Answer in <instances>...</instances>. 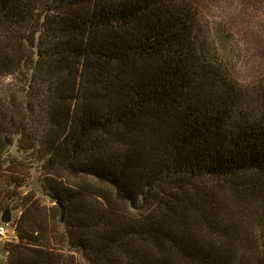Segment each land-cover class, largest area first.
<instances>
[{
	"label": "trees",
	"instance_id": "1",
	"mask_svg": "<svg viewBox=\"0 0 264 264\" xmlns=\"http://www.w3.org/2000/svg\"><path fill=\"white\" fill-rule=\"evenodd\" d=\"M241 58L189 0H0L5 263L264 264V77Z\"/></svg>",
	"mask_w": 264,
	"mask_h": 264
},
{
	"label": "rangeland",
	"instance_id": "2",
	"mask_svg": "<svg viewBox=\"0 0 264 264\" xmlns=\"http://www.w3.org/2000/svg\"><path fill=\"white\" fill-rule=\"evenodd\" d=\"M198 9L200 21L210 25L221 21L232 31L242 49L236 80L243 85L264 77V0H189ZM233 6L232 10H229ZM18 212L12 214L17 218ZM13 219L5 227L6 236L0 237V264H6L5 242L15 238ZM1 223V222H0Z\"/></svg>",
	"mask_w": 264,
	"mask_h": 264
},
{
	"label": "built area",
	"instance_id": "3",
	"mask_svg": "<svg viewBox=\"0 0 264 264\" xmlns=\"http://www.w3.org/2000/svg\"><path fill=\"white\" fill-rule=\"evenodd\" d=\"M10 223H0V237H5L6 236V229L5 227H7Z\"/></svg>",
	"mask_w": 264,
	"mask_h": 264
},
{
	"label": "water",
	"instance_id": "4",
	"mask_svg": "<svg viewBox=\"0 0 264 264\" xmlns=\"http://www.w3.org/2000/svg\"><path fill=\"white\" fill-rule=\"evenodd\" d=\"M1 223H10V218L9 217H3L0 220Z\"/></svg>",
	"mask_w": 264,
	"mask_h": 264
}]
</instances>
